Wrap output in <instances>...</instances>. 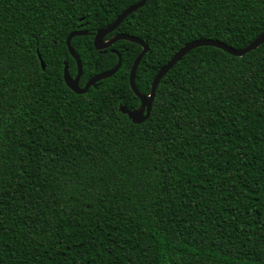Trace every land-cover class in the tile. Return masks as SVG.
Instances as JSON below:
<instances>
[{
  "label": "trees",
  "instance_id": "16d2710c",
  "mask_svg": "<svg viewBox=\"0 0 264 264\" xmlns=\"http://www.w3.org/2000/svg\"><path fill=\"white\" fill-rule=\"evenodd\" d=\"M141 0H0V264H264V44L243 57L188 53L133 124L139 44L98 52L99 29ZM80 86L120 70L87 93ZM264 32V0H148L111 35L149 45V96L187 43L243 49ZM41 60L45 64L42 68Z\"/></svg>",
  "mask_w": 264,
  "mask_h": 264
},
{
  "label": "water",
  "instance_id": "95a60500",
  "mask_svg": "<svg viewBox=\"0 0 264 264\" xmlns=\"http://www.w3.org/2000/svg\"><path fill=\"white\" fill-rule=\"evenodd\" d=\"M147 1L148 0H141L137 4L130 6L125 11H123L113 23H111L105 28L99 29L94 36V47L98 52H102L103 54H106L107 53L106 50L110 48L111 46H113L118 41H128L131 43L139 44L142 47V52L136 58L132 66L131 73H130V86L135 96L139 98L140 105L138 108H135V109H129L126 106H121L119 108V111L122 114L127 115L133 124H142L150 118L153 102L155 99V94H156L157 88L161 80L169 73V71L177 63H179L192 50L199 48V47H215L220 50H223L224 52L232 56L243 57L244 55L250 53L251 51L257 50L261 45L264 44V32L261 33L253 42H251L248 46H246L243 49H234L230 46H227L226 44L222 42H219L217 40H211V39H199L193 42H189L185 44L167 62L165 66L159 69V71L157 72L153 80L150 95L146 96L142 94L136 86V74H137V70H138V67L142 59L149 52L148 43L135 36H131L127 34H115L109 40H106V37L111 35L113 32H115L129 15L143 8L146 5ZM86 35H89V32L85 30H77L71 33L67 39L68 49L70 51L71 56L75 59L76 64H77V74L75 77L71 76L69 73V66L65 64L64 80L68 88H70L74 93L79 94V95L87 93L91 87L97 88V83L104 81L106 79H109L113 77L114 75H116L122 65V56L116 51H112V53H115L118 55L117 65L110 71L103 72L101 74L94 76L86 83L84 87H81L80 81H81V77L83 74V64H82L80 56L74 51L71 42L73 38L75 37H81V36H86ZM41 64H42V68L45 69V64L42 60H41Z\"/></svg>",
  "mask_w": 264,
  "mask_h": 264
},
{
  "label": "flooded vegetation",
  "instance_id": "af4514ba",
  "mask_svg": "<svg viewBox=\"0 0 264 264\" xmlns=\"http://www.w3.org/2000/svg\"><path fill=\"white\" fill-rule=\"evenodd\" d=\"M107 51V50H106Z\"/></svg>",
  "mask_w": 264,
  "mask_h": 264
}]
</instances>
